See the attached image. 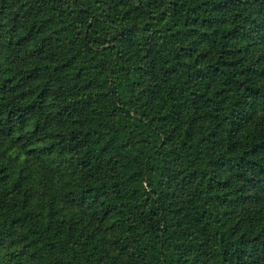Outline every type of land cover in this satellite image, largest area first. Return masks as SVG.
<instances>
[{
	"label": "trees",
	"instance_id": "obj_1",
	"mask_svg": "<svg viewBox=\"0 0 264 264\" xmlns=\"http://www.w3.org/2000/svg\"><path fill=\"white\" fill-rule=\"evenodd\" d=\"M0 264H264V0H0Z\"/></svg>",
	"mask_w": 264,
	"mask_h": 264
}]
</instances>
